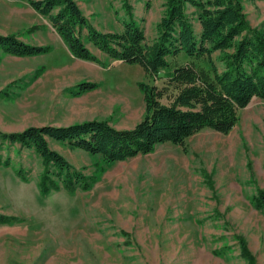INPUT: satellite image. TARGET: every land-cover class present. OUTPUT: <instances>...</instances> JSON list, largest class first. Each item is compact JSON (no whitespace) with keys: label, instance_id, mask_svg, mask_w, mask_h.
Returning a JSON list of instances; mask_svg holds the SVG:
<instances>
[{"label":"rangeland","instance_id":"rangeland-1","mask_svg":"<svg viewBox=\"0 0 264 264\" xmlns=\"http://www.w3.org/2000/svg\"><path fill=\"white\" fill-rule=\"evenodd\" d=\"M75 1L102 32L121 31L128 19L124 5H130L149 44L165 10V0ZM242 4L249 23L264 29V0ZM185 13L198 34L197 10L186 5ZM0 35L49 47L25 57L0 49L1 131L91 119L130 129L143 117L137 82L152 79L142 68L90 43L105 66L75 58L26 0H0ZM212 57L222 69L218 52ZM167 60L172 67L189 58L180 53ZM82 81L99 85L70 95L67 88ZM47 141L94 180L88 190L43 195L41 157L0 140V157L10 161L0 164V215L16 218L0 223V264H264V207L253 201L264 191V100L252 98L228 133L205 128L190 136L186 152L166 142L108 165L99 155Z\"/></svg>","mask_w":264,"mask_h":264},{"label":"trees","instance_id":"trees-1","mask_svg":"<svg viewBox=\"0 0 264 264\" xmlns=\"http://www.w3.org/2000/svg\"><path fill=\"white\" fill-rule=\"evenodd\" d=\"M26 1L47 17L75 58L105 66L88 47L90 43L109 58L139 65L152 79L137 82L144 114L133 128L118 129L106 120L91 119L65 126H29L17 132L0 130L1 141L33 148L41 157L38 187L43 195L61 188L70 193L77 188L88 190L94 180L51 149L47 139L99 155L108 165L151 153L166 142L178 144L186 152L187 138L205 128L228 133L252 98L264 100V29L249 23L242 0H165L157 37L150 44L128 4L124 5L128 19L123 20L122 30L102 32L88 21L75 0ZM186 5L197 10L198 34L185 13ZM0 49L25 57L46 53L49 47L25 43L15 35H0ZM215 52L222 69L212 57ZM180 53L189 60L171 67L167 57ZM165 70L168 72L159 77ZM98 85L82 81L67 91L79 96ZM9 162L8 157H0V164ZM17 173L25 178L22 170ZM253 201L257 208L264 207V191L259 190ZM14 219L0 215V223ZM242 243V252L248 256Z\"/></svg>","mask_w":264,"mask_h":264},{"label":"water","instance_id":"water-1","mask_svg":"<svg viewBox=\"0 0 264 264\" xmlns=\"http://www.w3.org/2000/svg\"><path fill=\"white\" fill-rule=\"evenodd\" d=\"M163 75H164L163 72H159V73H158V76H159V77H162Z\"/></svg>","mask_w":264,"mask_h":264},{"label":"crops","instance_id":"crops-1","mask_svg":"<svg viewBox=\"0 0 264 264\" xmlns=\"http://www.w3.org/2000/svg\"><path fill=\"white\" fill-rule=\"evenodd\" d=\"M199 26V25H198ZM199 28V27H198Z\"/></svg>","mask_w":264,"mask_h":264}]
</instances>
